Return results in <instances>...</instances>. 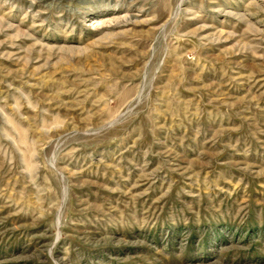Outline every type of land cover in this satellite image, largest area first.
<instances>
[{"label": "rangeland", "instance_id": "1", "mask_svg": "<svg viewBox=\"0 0 264 264\" xmlns=\"http://www.w3.org/2000/svg\"><path fill=\"white\" fill-rule=\"evenodd\" d=\"M0 264H264V0H0Z\"/></svg>", "mask_w": 264, "mask_h": 264}]
</instances>
